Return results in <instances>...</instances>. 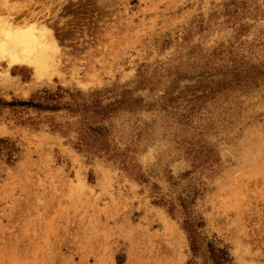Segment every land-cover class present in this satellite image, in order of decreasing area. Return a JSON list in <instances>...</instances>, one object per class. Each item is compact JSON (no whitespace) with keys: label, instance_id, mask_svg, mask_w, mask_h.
Wrapping results in <instances>:
<instances>
[{"label":"rangeland","instance_id":"rangeland-1","mask_svg":"<svg viewBox=\"0 0 264 264\" xmlns=\"http://www.w3.org/2000/svg\"><path fill=\"white\" fill-rule=\"evenodd\" d=\"M16 32L0 99L61 109L0 106V264H190L185 218L264 264V0H0Z\"/></svg>","mask_w":264,"mask_h":264},{"label":"trees","instance_id":"trees-1","mask_svg":"<svg viewBox=\"0 0 264 264\" xmlns=\"http://www.w3.org/2000/svg\"><path fill=\"white\" fill-rule=\"evenodd\" d=\"M59 97H61V94L49 93L45 91L42 95L41 102H34L32 100H13L6 102L0 99V106H21L27 108L31 107L40 110L55 111L61 109L59 101L57 100V98ZM78 107L82 108V110L84 111L87 110V108L80 103H78ZM98 107L101 112L109 111L107 107ZM100 111L93 109V112L95 114H99ZM90 130L95 133L93 135H90L86 134V132L83 131V133L85 134L81 135L80 144H85L87 146L94 147L97 143H99L103 147H105L107 145L105 141V138L107 136L106 133H104V131L102 132V129L98 127L97 130L93 128H90ZM156 202L158 203L161 201ZM169 209L171 210V207ZM201 226L202 222L193 220L191 218H185L181 223L182 229L186 232L189 250L192 256L190 264H197L196 258L198 257L203 258L204 264H231L232 258L230 256L227 246H218L212 241H205V239L200 235L201 232L199 231V227ZM204 243L205 245H203Z\"/></svg>","mask_w":264,"mask_h":264},{"label":"bare ground","instance_id":"bare-ground-1","mask_svg":"<svg viewBox=\"0 0 264 264\" xmlns=\"http://www.w3.org/2000/svg\"><path fill=\"white\" fill-rule=\"evenodd\" d=\"M41 39V34L29 32L2 33L0 34V55L5 54L8 64H30L35 69H40L42 64L38 58L40 60L43 56L38 55L41 47L38 43H41Z\"/></svg>","mask_w":264,"mask_h":264}]
</instances>
